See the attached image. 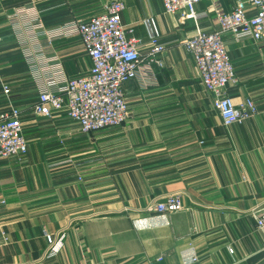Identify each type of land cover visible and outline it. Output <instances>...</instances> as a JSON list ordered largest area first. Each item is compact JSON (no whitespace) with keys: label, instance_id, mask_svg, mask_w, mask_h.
Wrapping results in <instances>:
<instances>
[{"label":"crops","instance_id":"crops-1","mask_svg":"<svg viewBox=\"0 0 264 264\" xmlns=\"http://www.w3.org/2000/svg\"><path fill=\"white\" fill-rule=\"evenodd\" d=\"M111 1L0 0V117L18 107L29 144L22 157L0 158V264H264L254 216L264 209V43L224 35L236 71L227 93L258 108L231 126L184 44L218 28L216 6L238 0H200L188 19L166 13L163 0H122L127 37L139 39L145 61L151 33L164 45L162 64L124 83L125 123L84 134L66 109L33 112L46 80L29 58L55 56L67 77L87 74L92 60L72 26ZM35 19L65 33H37ZM171 193L181 210L148 209ZM46 232L63 236L47 258Z\"/></svg>","mask_w":264,"mask_h":264},{"label":"built area","instance_id":"built-area-1","mask_svg":"<svg viewBox=\"0 0 264 264\" xmlns=\"http://www.w3.org/2000/svg\"><path fill=\"white\" fill-rule=\"evenodd\" d=\"M199 1L163 0V5L166 13H180L181 19H188L196 18ZM249 6L253 8V14H249ZM125 7L124 1L113 0L103 13L72 26L74 30L71 32L81 37L84 49L92 60V67L87 74L67 77L61 61L55 56L34 55L29 58L36 75L44 72L46 80L33 107L35 114L51 117L66 109L69 117L79 123L84 134L125 123L130 111L124 83L138 78L141 73L145 75L146 70L151 72L152 63L162 64L158 56L164 49L157 35L151 33L152 48L145 61L139 50V39L127 37L132 29H127L122 23ZM214 9L218 28L199 31L185 39L184 44L193 57L203 86L213 96L223 124L231 126L254 117L258 114V108L251 97L238 104L227 93V86L236 81V71L224 35L230 34L236 40L247 36L264 43V0H238L229 11L221 6ZM30 26L31 30L38 29L37 33H44L48 38L65 33L63 28L45 30L36 19L32 20ZM40 63L43 67L39 66ZM10 90V87L4 86L5 93L8 94ZM28 150L21 110L11 106L10 111L0 117V158L22 157ZM182 208L177 193L167 194L148 206L149 210L158 213L175 212ZM255 212L256 228L264 233V209ZM45 235L48 248L43 257L47 258L60 251L63 236L54 238L47 232ZM193 260H197V257Z\"/></svg>","mask_w":264,"mask_h":264}]
</instances>
